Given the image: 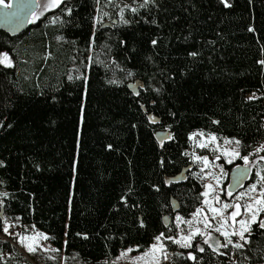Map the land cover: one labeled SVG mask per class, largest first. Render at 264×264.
I'll return each instance as SVG.
<instances>
[{
    "label": "trees",
    "instance_id": "16d2710c",
    "mask_svg": "<svg viewBox=\"0 0 264 264\" xmlns=\"http://www.w3.org/2000/svg\"><path fill=\"white\" fill-rule=\"evenodd\" d=\"M228 2L156 0L126 11L130 24L94 29L96 0H71L70 22L46 17L16 36L2 33L0 51L14 59L0 65V189L10 193L2 215L49 234L64 264L108 263L130 246L145 251L160 232L176 234L174 215L189 217L202 202L203 182L184 155L189 134L236 137L242 155L264 142V66L257 63L264 59V0ZM99 6L118 20V8L105 0ZM253 227L244 252L249 264H264V230ZM4 235L0 221V252H9L0 264L61 263L22 253ZM165 243L170 253H185L172 264L233 259L231 248L218 255L206 245L201 253Z\"/></svg>",
    "mask_w": 264,
    "mask_h": 264
},
{
    "label": "snow or ice",
    "instance_id": "6c2138e0",
    "mask_svg": "<svg viewBox=\"0 0 264 264\" xmlns=\"http://www.w3.org/2000/svg\"><path fill=\"white\" fill-rule=\"evenodd\" d=\"M105 2L111 7L118 8V20L112 21V23H122L130 24L132 21L125 17V12L130 11L133 14L139 12L140 8H147L149 4H156V0H144L143 3L138 6H133L127 3L122 5H117L114 0H105ZM98 5L96 10V15L93 17V27L95 29L97 24H103L105 16H108L111 20V16L108 12L104 11L100 7V0H96ZM222 3L226 7H230L228 0H222ZM0 5H3V12L0 13V19L3 23L7 24L11 30H16L20 28L26 21L32 23L35 20L40 19L46 12L50 9H60L61 15H53L49 23L55 25L57 23L64 24L66 22L65 16L71 17L74 12V7L71 0H9V3L5 4L4 0H0ZM63 5V7H61ZM155 23V21H152ZM254 31V29H249ZM95 31L93 32V43H94ZM57 39H62V37L57 36ZM123 43V42H122ZM153 45L157 43L155 39L151 41ZM264 51V49H262ZM51 53H47L46 56H50ZM190 56L196 57L197 52H190ZM91 61L92 57H88ZM260 65L264 66V59L257 61ZM0 65L5 67H11L14 65V61L10 52L0 51ZM132 75L131 72L128 73ZM74 77L72 75L68 76L69 80ZM79 78L84 80V90L87 92V81L88 78L83 73H80ZM108 83H116L115 80H109ZM159 92V89H155ZM256 97L249 96L248 99H255ZM55 99V97H53ZM155 103V101H153ZM174 115V114H173ZM148 119L153 123L156 122V117L149 115ZM80 121L83 123V105L81 106V116ZM3 122H0L2 126ZM213 123H219V121H213ZM11 127V125H8ZM170 127V126H169ZM201 137L197 146L201 149H211L214 155V160L210 161L208 155H196L192 153L194 161H199L202 163L203 168L209 169V171L203 172L204 177H209L215 180V185L211 182L204 185L205 191L201 193L204 197L203 205H208V212L211 213L209 216L205 212L202 206L197 207L196 210L191 214L190 218L185 219L179 214L176 215L175 229L176 234L165 235L164 232L152 237V243L143 252L138 255L130 256L134 250H138L141 246L135 245L134 247H128L122 249L120 253L116 256V262H123V264H163L164 261H168L172 264V256L184 257V252H169V245L165 241L171 244L180 246L184 249L194 248L195 251L203 253L205 251V245L212 250L213 253L218 255H229L228 252H221L220 250L231 248V255L233 257L231 264H240V261L236 259L237 256L243 257V264H249L251 258L244 252L245 248L251 244V237L254 231V225L260 229L264 230V217H261V213H264V170H256V180L248 185V188L244 192L238 193L236 201L233 202H221L219 192L223 191V188L217 190V186L222 183V180L226 173L222 165H216L214 161H218L221 157L227 160L228 164H232L236 158H240L244 161V165L247 166L252 163L250 156L254 153L256 154V159L259 161H264V155H259V153L264 152V142L260 143L258 147L254 148L252 152L247 155H242L240 149L243 147L242 141L236 137H223L224 146L218 142L220 137L216 133H205L203 130H197L189 134V139L194 137ZM169 139L174 137L169 134ZM79 143V141H78ZM162 143V142H161ZM234 145V147H233ZM112 145H108L111 148ZM219 153V154H216ZM190 153L186 150L184 155H189ZM163 163V160H161ZM4 161L0 160V165H3ZM38 167V166H37ZM219 169L217 172L216 169ZM235 170L240 173L241 179L248 175V169L246 167L242 168L241 165L237 164ZM202 178V177H201ZM171 183V180L166 181ZM3 183V181H0ZM237 185L240 181L237 180ZM153 187H156L155 185ZM209 192H212V199L209 200ZM227 195L231 197L233 195L232 191L229 190ZM10 196L8 192H0V221H2V231L8 235L15 237L16 242L21 246L25 247L28 253H36L39 249L52 252H59V249L52 248L51 246L45 247L41 243V240L48 241L53 239L47 233L40 232L35 229V225L31 226L32 231L29 232L27 225H21L20 217H16L14 221H10L9 218L2 215V209L5 205V199ZM245 200L241 203L240 200ZM121 200L127 203V197L122 196ZM219 205V206H217ZM137 205H133L136 207ZM239 217V219H238ZM13 223L19 225L23 230H11ZM140 226L144 227V221L141 219L139 221ZM184 225V227H181ZM218 233L216 236L213 233ZM264 234V232H262ZM77 235H83L87 238V233ZM197 237L200 239L198 240ZM221 237L223 242H221ZM196 244L193 245V241ZM67 242L65 241V244ZM4 254L0 252V259H3ZM187 257L193 261L197 259L194 251H188ZM51 259L55 260L56 257L52 256ZM200 259H203L202 257ZM113 262V264H116Z\"/></svg>",
    "mask_w": 264,
    "mask_h": 264
},
{
    "label": "rangeland",
    "instance_id": "374dc122",
    "mask_svg": "<svg viewBox=\"0 0 264 264\" xmlns=\"http://www.w3.org/2000/svg\"><path fill=\"white\" fill-rule=\"evenodd\" d=\"M51 10V9H50ZM53 15L52 14H50V15H48V20H50V18L52 17ZM42 17V16H41ZM110 19L109 18H104V20H103V22H105V21H109ZM98 25H100V24H97L96 26H98ZM92 55H93V50H90V53H89V56H91L92 57ZM13 59V58H12ZM13 61H14V59H13ZM88 62H90L89 61V59H88ZM194 132H196V131H194ZM205 133H207V132H205ZM220 137V139H219V143L221 144V146H224V142H223V136H219ZM190 140V149H189V153H190V156H191V158H192V160H193V162H194V164H195V166H196V171H195V174L202 180V182H203V190H202V193L205 191V187H204V185L205 184H207V183H209V182H211V183H213L214 185H215V180L214 179H210L209 177H204L203 176V172H205V171H209V169H207V168H203V165H202V163L201 162H199V161H194V159H193V156L191 155L192 153H194V154H196V155H200V156H203V155H208L209 156V159H210V161H212V160H214V155H213V152L211 151V149H201V148H199L198 146H197V144H198V142L201 140V137H194L193 139H189ZM233 147H234V145H233ZM216 154H219V153H216ZM255 154V153H254ZM239 160V162L237 163V161ZM250 160L252 161V163L251 164H249V165H247V166H245L244 165V161L242 160V159H240V158H236L234 161H233V163L232 164H228L227 163V160L224 158V157H221V159L220 160H218V161H214V163L216 164V165H222L223 166V168H224V172L226 173V175L224 176V178H223V180H222V183L219 185V186H217V190L219 189V188H223V191H220L218 194H219V196H220V198H221V202H235L236 201V199H237V197H238V193H240V192H244V191H246L247 190V188H248V185L250 184V183H253V182H255V180H256V170L257 169H262L263 170V162L264 161H259V160H257L256 159V154H255V157H250ZM236 163V164H235ZM237 164H239V165H241L242 167H248L251 171H250V174L248 175V177H247V181H245V183L244 184H240L236 189H234L233 191H232V193H233V195L231 196V197H229L228 195H227V192L230 190V187H232L231 185H232V182H231V173H232V171L235 169V166L237 165ZM229 165V166H228ZM216 171L218 172L219 171V169L217 168L216 169ZM202 177V178H201ZM0 192H3L1 189H0ZM209 200H211L212 199V192H209ZM203 200H204V197H202V202H201V205L200 206H202L203 208H204V210H205V212H207L208 213V215L210 216L211 215V213L210 212H208V205H203ZM240 202L241 203H244L245 202V200H240ZM199 206V207H200ZM217 206H219V205H217ZM196 210V209H195ZM177 214H179V213H176L175 215H174V218H173V223H174V226H175V224H176V220H175V217H176V215ZM180 216H182L181 214H179ZM182 217H184V216H182ZM191 217V215L189 216V217H184L185 219H187V218H190ZM261 217H264V213H261ZM238 219H239V217H238ZM181 227H184V225H181ZM28 231L29 232H31L32 231V229H31V226H29V228H28ZM176 232V231H175ZM214 235H216V236H218L219 234L218 233H213ZM197 239L199 240L200 238L199 237H197ZM221 242H223V238L221 237ZM41 243L42 244H44V246L45 247H48V246H51L52 248H54L50 243H49V241H43V240H41ZM193 243H195L196 244V241L194 240L193 241ZM19 246L25 251V252H27L26 251V249H25V247H23V246H21L20 244H19ZM223 250V248L220 250V251H222ZM143 252V251H142ZM28 253V252H27ZM140 252L139 251H137V250H134L132 253H130L129 255L130 256H135V255H138ZM29 254H32L33 256H37L38 254H44V255H48V256H59L60 257V264H64L65 263V261H64V255H63V252L62 251H59V252H52V251H47V252H45L44 250H42V249H39L36 253H29ZM113 262H116V258L115 259H113V260H111L110 262H100V263H97V264H113ZM116 264H123V262L121 261V262H116ZM163 264H168V261H164L163 262Z\"/></svg>",
    "mask_w": 264,
    "mask_h": 264
},
{
    "label": "water",
    "instance_id": "95a60500",
    "mask_svg": "<svg viewBox=\"0 0 264 264\" xmlns=\"http://www.w3.org/2000/svg\"><path fill=\"white\" fill-rule=\"evenodd\" d=\"M2 12H3V6L0 5V13H2ZM112 21H116V19L113 18L110 21H105V22H103V24H101L100 27L101 28H103V27H109V26L115 24V23H112ZM28 25H29V23L26 21L20 28H18L16 30H11L10 27L7 24L3 23L2 19H0V32H3V33H5V34H7L9 36H16V35L20 34L22 31H24L25 29H27ZM242 168H244V167H242ZM246 168L248 169V175H249L251 170L248 167H246ZM248 175L246 177H244V178L241 179L240 173L237 172L234 169L232 171V173H231V182H232V185L231 186L232 187H230V190L233 191L240 184H244L245 181H247ZM237 180L240 181L239 185H237V183H236Z\"/></svg>",
    "mask_w": 264,
    "mask_h": 264
},
{
    "label": "built area",
    "instance_id": "2783aa9c",
    "mask_svg": "<svg viewBox=\"0 0 264 264\" xmlns=\"http://www.w3.org/2000/svg\"><path fill=\"white\" fill-rule=\"evenodd\" d=\"M13 229L17 230V231H20V226L17 225L16 223H13V227H12V229H10V231L13 230ZM4 238L9 243H11L17 250H19V251H21L23 253V249L19 246V243L16 242L15 237L8 236V235L5 234ZM4 256H9V252L8 251L4 252ZM168 264H169V262H168Z\"/></svg>",
    "mask_w": 264,
    "mask_h": 264
},
{
    "label": "flooded vegetation",
    "instance_id": "af4514ba",
    "mask_svg": "<svg viewBox=\"0 0 264 264\" xmlns=\"http://www.w3.org/2000/svg\"><path fill=\"white\" fill-rule=\"evenodd\" d=\"M4 2H5V4H7V3H9V0H4ZM2 6H3V5H2ZM61 7H63V5H61ZM58 11H60L59 8L49 10V11L46 12L42 17H40V19L35 20V21H33L32 23H29L28 27H31V26H33V25H35V24H37V23H40L41 20H43V19H45L46 17H48L49 14L56 13V12H58ZM28 27H27V28H28ZM2 33H3V32H0V35H1Z\"/></svg>",
    "mask_w": 264,
    "mask_h": 264
}]
</instances>
